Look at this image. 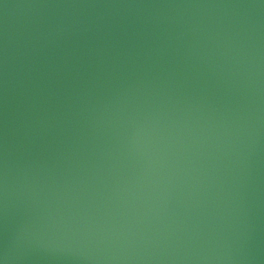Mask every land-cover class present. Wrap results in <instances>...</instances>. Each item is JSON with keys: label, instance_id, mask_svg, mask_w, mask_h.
I'll use <instances>...</instances> for the list:
<instances>
[{"label": "water", "instance_id": "water-1", "mask_svg": "<svg viewBox=\"0 0 264 264\" xmlns=\"http://www.w3.org/2000/svg\"><path fill=\"white\" fill-rule=\"evenodd\" d=\"M0 264H264V0H0Z\"/></svg>", "mask_w": 264, "mask_h": 264}]
</instances>
